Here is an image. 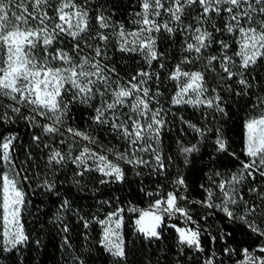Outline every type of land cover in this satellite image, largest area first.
<instances>
[{"label":"snow or ice","instance_id":"1","mask_svg":"<svg viewBox=\"0 0 264 264\" xmlns=\"http://www.w3.org/2000/svg\"><path fill=\"white\" fill-rule=\"evenodd\" d=\"M136 6L139 11L130 14L135 27L128 31L123 23L113 22L111 16L105 15L102 10L90 16L89 0H84L82 4H77L76 0H0V101H6L0 102V123H12L16 118L36 125L38 118H42L49 121L39 125L45 135L62 134L65 117L71 109L78 104L87 105L95 109L91 117L93 122L108 125L113 134L126 142L129 155H134L137 150L155 153L152 143L144 147L141 142H158L161 129L165 126L162 119L164 110L153 107L159 103L157 97L160 93H152L146 86L154 76L159 79V74L140 70L122 82L116 68L109 66L111 58L107 55V45L110 36L102 30H109L118 39L120 52L139 53L149 67L153 61L164 57V53L157 50L158 39L176 36L183 39L182 50L189 55L176 65L169 78L178 80L184 77L186 82L173 97V104L206 105L227 115L219 94L211 99H201L208 91L204 72L182 71V64L195 60L205 61L206 71L216 72L215 65L219 64L221 72L217 75L223 82L222 86L236 96L251 93L256 81L253 75L255 66L258 61L264 60V0H137ZM93 23L95 32L92 31ZM216 33L221 36L238 33L236 42L239 51L228 55L229 43L217 40ZM213 44L219 46V55H205ZM235 57L240 58L239 62ZM160 67L163 68L164 64L160 63ZM212 92L215 93L216 89L213 88ZM189 93H195L196 99L185 100ZM251 94L255 99L250 108L253 111L259 109V115L250 117L244 125V155L248 160L241 161L239 170L218 184L224 198L222 204L207 202V207H219L231 223L239 222L240 227L264 238V227L256 223L257 217L264 220V96ZM94 101L98 103L94 105ZM190 126L203 136L195 125ZM66 131L96 143L74 128L69 127ZM216 131L219 133L214 145L216 151L229 154L223 132L220 129ZM14 139V136L5 137L0 142V163L6 166L15 167L12 158ZM33 140L38 142L40 137H33ZM61 143L64 141L61 140ZM196 150V145L182 148L183 153ZM230 155L235 157V153ZM88 158L99 159L102 166H98L97 170L105 176L123 179L124 173L119 166L87 147L73 162L84 164ZM120 159H125V153L120 154ZM64 160L60 150L52 149L47 162L59 165ZM155 162L161 169L164 167L161 155L155 154ZM128 163L147 164L148 161L130 158ZM17 175L20 173L17 172ZM78 175L83 176V173ZM24 179L28 177L25 175ZM246 181L256 185L247 188L248 193L255 194L256 200L250 201L241 191ZM174 183L178 187L184 186L185 180L179 177ZM44 186L49 191L55 187L48 181L44 182ZM212 195L211 191L207 192L208 201ZM178 198L177 192H169L163 211L170 215L182 213L187 216L185 210L177 206ZM24 204L25 193L17 186V181L10 179L7 172L0 173V219L3 221L0 250L3 252L18 251V246L28 243L29 237L20 221ZM161 204L162 201L157 200L155 207L160 208ZM229 205L242 207V214L236 215ZM67 206V201L61 205L62 208ZM149 215V212H142L141 219L136 223L140 225L143 218ZM151 215L152 226H142L139 231L149 238H158L156 228L161 217ZM64 231H68L66 226ZM177 231L181 244L203 251L197 231ZM115 235L106 230L102 243L112 256L124 258L123 242H114L112 236ZM256 251L264 254V239L253 252L243 249L247 264H264V255L255 256L253 253ZM205 264H213L212 258Z\"/></svg>","mask_w":264,"mask_h":264},{"label":"trees","instance_id":"2","mask_svg":"<svg viewBox=\"0 0 264 264\" xmlns=\"http://www.w3.org/2000/svg\"><path fill=\"white\" fill-rule=\"evenodd\" d=\"M76 2L82 4L84 0ZM136 4L137 0H89V14L95 16L97 10H102L105 15L111 16L113 22H121L126 29H134L130 14L139 11ZM95 30L93 23L92 31ZM102 31L111 36L109 30ZM238 35L225 33L221 36L216 33L215 38L229 43L228 55L232 56L239 51L236 42ZM183 43L180 36L158 39L157 50L163 52L164 57L160 61H153L151 67L139 53L120 52L116 40L109 39L107 45V55L111 58L109 66L116 68L122 82L140 70L159 74V79L154 76L146 86L152 93H160L157 97L159 103L153 107L164 110L162 119L165 126L161 129L158 142H141L144 147L152 143L155 153L137 150L134 155H129L126 142L113 134L108 125L93 122L91 117L95 109L87 105L78 104L71 109L65 117L62 134L45 135L39 125L49 121L42 118H38L36 125L16 118L12 123H0V142L5 137H15L12 158L25 193L21 221L29 237L27 245L18 246V251L8 253L0 250V264H205L209 258H212L213 264H247L243 249L253 252L264 238L240 227L239 222L231 223L219 207L209 208L207 202L222 204L224 198L218 184L237 172L241 161L248 160L244 155V125L247 119L259 115V109L253 111L250 108L255 99L251 93L264 96V60L258 61L255 66V86L248 96H236L222 86L223 82L217 75L221 72L219 64L215 65L216 72L206 71L203 60L182 64V71L205 73L206 98L211 99L219 94L221 106L227 115L206 105H175L172 99L179 85L177 80L169 77L185 55H189L182 50ZM205 55H219V46L213 44ZM239 59L235 57L237 62ZM160 63L164 64L163 68ZM213 88L216 89L215 93L212 92ZM97 103L93 102L94 105ZM24 114L28 113L25 111ZM190 125L200 129L203 136ZM69 127L94 139L96 143L93 144L98 150L113 155L125 153L124 160L127 162L121 165L123 179L115 180L94 167L74 163L86 144L83 140H73V136L66 131ZM216 129L223 132L229 154L216 151L214 145L219 135ZM33 137H40V140L34 141ZM192 145H196V151L183 153L182 148ZM52 149L60 150L65 156L61 164H48ZM230 153H235V157ZM155 154L162 157V169L155 162ZM130 158L148 163L130 164ZM3 172H6V165L0 163V173ZM81 172L83 176L78 175ZM25 175L27 180L24 179ZM179 177L184 178V186L178 187L174 183ZM102 180L106 182L101 183ZM45 181L54 184V189L49 191L44 186ZM249 186L256 185L246 181L241 191L250 201L256 200L255 194L248 193ZM173 191L180 197L177 206L183 208L187 216L182 213L170 215L163 211L167 206V194ZM208 191L213 193L210 201ZM157 200L162 201L160 208L155 207ZM64 201L68 202V206L62 208ZM229 206L236 215L242 214L243 209L239 205ZM147 211H153L162 218L161 226L157 229L158 238H149L137 231L136 221L141 218L142 212ZM114 213L123 221L124 258L112 256L102 244V221ZM256 223L264 227L261 218L257 217ZM65 226L67 232L64 231ZM178 228L197 231L203 251L181 244ZM2 232L3 221L0 219V241L3 240ZM223 233L230 235L222 236ZM253 254L264 255L259 251Z\"/></svg>","mask_w":264,"mask_h":264},{"label":"rangeland","instance_id":"3","mask_svg":"<svg viewBox=\"0 0 264 264\" xmlns=\"http://www.w3.org/2000/svg\"><path fill=\"white\" fill-rule=\"evenodd\" d=\"M77 4H79V3H77ZM127 30L128 31H132L133 29H127ZM110 39L111 40H116L118 45H119V41H118V39L115 36L111 35ZM177 81H178V85H179V89H180V87L186 82V78L181 77ZM179 89H178V91H179ZM184 99L185 100H188V99L195 100L196 99V94L195 93H189L188 95H186L184 97ZM201 99H204V100L207 99L206 96H205V93H204L203 96H201ZM183 104H187V103H181V104H175V105H183ZM73 140H78V141L83 140L84 144H86V147L88 149H90L91 152L97 153L98 155H105L107 157L108 161H110L113 164H116L121 169H122L121 165L123 163L127 162L124 159H120V155H113L110 152H105L104 150H100V149L98 150L96 148V146L93 143L90 142V140H84L82 137H78V136H73ZM83 165L87 166V167H94L96 169H97L98 166H102L101 162L99 161L98 158H88V159L85 160ZM6 172H7V174H8L10 179L14 178L17 181V186L22 190L21 185H20L19 176L17 175V171H16L15 167L6 166ZM110 178H114V177H110ZM147 212H149L150 215L149 216H145L143 218L142 223L140 225H138V227H137V231H139V228L142 227V226L145 227V228H148V227L152 226V224L154 223L153 220H152V215L151 214H155V213L153 211H147ZM114 214L115 215H113V214L109 215L105 220L102 221V223L104 225V236H105V231L106 230H108L110 233L114 232V233H116V235L112 236L113 241L116 242V243H119L120 241H122L123 245H124L123 221H122V218L118 214H116V213H114ZM155 215H157V214H155ZM20 221H21V216H20ZM161 222H162V218H161L159 226L156 228V230L161 226ZM117 223H119V228H117ZM21 224H22V221H21ZM178 229L192 230V229H189V228H178ZM192 231H195V230H192ZM140 233H143V232H140ZM143 234H145V233H143ZM104 236H103V239H104Z\"/></svg>","mask_w":264,"mask_h":264}]
</instances>
